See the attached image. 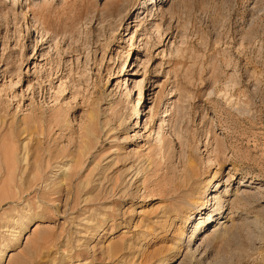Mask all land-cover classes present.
I'll return each instance as SVG.
<instances>
[{"label":"rangeland","instance_id":"rangeland-1","mask_svg":"<svg viewBox=\"0 0 264 264\" xmlns=\"http://www.w3.org/2000/svg\"><path fill=\"white\" fill-rule=\"evenodd\" d=\"M0 264H264V0H0Z\"/></svg>","mask_w":264,"mask_h":264},{"label":"bare ground","instance_id":"bare-ground-1","mask_svg":"<svg viewBox=\"0 0 264 264\" xmlns=\"http://www.w3.org/2000/svg\"><path fill=\"white\" fill-rule=\"evenodd\" d=\"M137 18H139V16ZM143 21H145V20H143ZM138 105H139V103H138ZM138 121H139V119H138ZM208 164H210V163H208ZM206 167H208V165L204 164L201 166V165L197 164L196 161L192 158L188 160L186 168L183 171L185 178H183V181H182V179H180L182 181V185L179 186V189H181L179 197H181V199L183 200L182 204H184V205H182V207L180 206V208L177 207V213L178 214L181 213V215H182V213H186V214L190 213L191 214L193 212V210L196 209V212H198L199 216H201L203 214V211L205 210L206 204L209 201V197L212 196V193H213L214 197L212 198V200H214V206L212 208L214 210L211 211L207 220L204 219V221L209 223L212 219L213 213H215V212L221 213L223 211L224 204L228 201L226 199V197H228L230 195L228 187L230 186L231 182H230V177L226 178L227 180L224 181V184L226 186V190L224 191V193H222V192L219 193V188L221 186H223V182H221L222 179L219 180L218 183H216V185H215V184H213V182L215 179H217L216 176H218V173H215L214 176L208 174V176L204 178V176H205L204 170ZM206 169L208 171H206V170L205 171L207 173H210V170L208 168H206ZM139 176H140L139 173H135L131 176L130 172L124 171L121 182H117V183H120V186L123 188L122 189L123 195H126L127 192H129L130 188H131V191H132V189L134 191V193L132 192L133 195H137V194L139 195V193L141 192L140 185H139V181H140ZM108 177L104 178L103 174H102V176L99 175L100 185H104V184L106 185L107 184V189H109L111 185L113 186L112 179H110ZM92 178H94V177H92ZM92 178H91V180H92ZM89 180H90V178H89ZM94 181L95 180H93V182ZM89 183H90V181H89ZM179 189H178V192H179ZM209 192H212V193L209 194ZM185 204H187L188 206L185 207L186 206ZM189 218H190L189 216L187 218L186 217H180L182 224L187 225ZM201 220H203V219H201ZM204 221L200 222L198 224V226L196 227V231L198 229H200V227H201V225H203V223H205ZM187 245H188V243H187Z\"/></svg>","mask_w":264,"mask_h":264}]
</instances>
